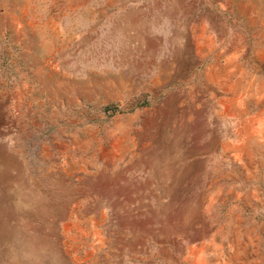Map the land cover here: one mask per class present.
<instances>
[{
	"label": "rangeland",
	"instance_id": "1",
	"mask_svg": "<svg viewBox=\"0 0 264 264\" xmlns=\"http://www.w3.org/2000/svg\"><path fill=\"white\" fill-rule=\"evenodd\" d=\"M0 264H264V0H0Z\"/></svg>",
	"mask_w": 264,
	"mask_h": 264
}]
</instances>
